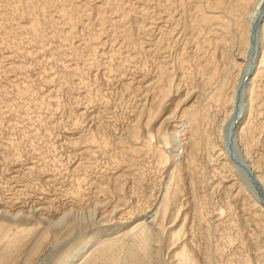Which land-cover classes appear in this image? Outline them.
Here are the masks:
<instances>
[{
	"label": "bare ground",
	"instance_id": "bare-ground-1",
	"mask_svg": "<svg viewBox=\"0 0 264 264\" xmlns=\"http://www.w3.org/2000/svg\"><path fill=\"white\" fill-rule=\"evenodd\" d=\"M89 1L91 0H0V49L4 45L8 53L3 57L11 60L5 71H14L23 76L20 80L15 78L11 83L9 81L10 89L0 85V97L4 99L0 113H3L6 107L8 112H11L10 115L21 110L24 118L29 120L32 117L42 123L49 120V114L63 105L58 99L59 90L67 89L73 92L75 86L89 87L85 69L95 63L98 57L105 55L103 46L108 40L105 41L102 35L107 29H110L109 35L114 36L115 39L118 37L117 39L120 40L119 36L121 37L119 47L124 48V51L119 47L109 50V59L119 60L116 65L117 70L122 71L121 73L125 72L128 67L127 62L136 60L135 65L130 62L134 66L135 76L132 75L133 77L129 79L131 81L125 80L121 83V89L133 91L135 95L142 94L146 100H143L144 103L141 101L142 104L140 103L141 105L135 108L137 110L133 112L134 114H131L132 118L126 125L125 134L117 136L108 135L109 120L104 127L102 123L99 125L97 122L96 128L93 126L87 129L79 128L78 126H81L79 120L85 115L89 117L90 113L87 114L86 107L71 111L75 116L72 117L74 125L79 131L74 132L71 131L72 129L61 131L64 133L61 143L64 142L63 145L73 148L71 155H75V159L78 155L81 159L76 164H70L71 167L66 169L68 172L71 170L69 173H72V176L67 172L71 179L74 175L75 177L70 179L71 192L68 188L65 191L77 197L76 195H82L80 192L85 184L92 183L93 189L95 186L97 190H95L97 197L100 193L106 196L104 199L95 200L98 202L95 203V207L102 204L101 209H103L106 206L103 214L99 213L102 216L106 214L107 222L103 223L115 222L113 226L95 228L96 230L89 236L83 237L84 239L77 246L59 255L55 264H264V203L253 191V187L256 186L264 193V0H98L96 3L93 0L94 4ZM74 38L79 41H74ZM26 44L31 45L30 49L26 48ZM67 52L73 57L72 63L64 57ZM32 53L42 55L47 53L49 56L54 69L51 66L50 70L43 67L39 72L37 71L38 79H35L38 84L41 82L42 86L54 83L55 91L49 87L45 91L41 90V87L32 88L33 81L27 73V67L31 64L27 66L29 61H22ZM111 67L114 69L113 66ZM76 79L78 84L75 83ZM242 84L244 105L243 114L240 116L235 111L236 97ZM9 95L18 96L21 99L20 105L14 104L16 103H13L14 97ZM79 95L73 97V105L80 103ZM86 95H80L86 98L85 102L86 100L91 102L98 96L96 94L95 99L94 96L92 99ZM92 117L94 119V116ZM225 122L227 126L224 129ZM232 127V138L236 148H239L240 161L252 175L251 178L247 176L250 181L252 180V184L243 182L226 151L224 133L227 131L228 138L229 129ZM25 131L26 129L24 135H27L28 132ZM28 135L30 136V133ZM44 136L46 138L45 132ZM155 137L157 140L152 142ZM20 141L10 142L12 152H9L8 146L0 148L3 159L8 158V154L13 155L16 152V157H21V154H18ZM31 141L34 142L33 139ZM172 142L175 144H171ZM45 143L48 144L50 152L58 148L55 147L56 144ZM113 145L115 147H112ZM169 145L172 146L171 153L166 150L170 148ZM178 146L184 153L181 159L178 158ZM33 147L35 150L38 146L32 144L31 148ZM98 151L106 156L104 158L106 161L102 163L105 168H111L112 173L111 176L108 173L110 176L108 181L100 180V176L97 178L96 174L97 180L94 177L90 178L89 183L88 176L85 177L83 172L88 175L87 170L96 166L95 161L91 159ZM206 156L209 159L206 162L210 163L207 167L211 166L208 170L205 166L206 162L201 161ZM149 157L153 158L151 161L156 166L154 169L159 171L160 176L162 171L163 175L165 173V179L162 178L160 183L163 186L158 185L157 197L152 191L156 197L153 198L154 203L149 201L152 200L150 198L152 194L146 195V198L144 195L140 196L151 168L149 166L146 168V164L143 165L141 161ZM58 159L54 160L55 162L52 159L54 163H51L55 167H59L58 161L60 162L61 158ZM69 163L66 166L69 167ZM38 165L31 162L26 168L28 172H32ZM42 167L43 171L44 166ZM14 168L9 169L14 173ZM20 169L15 170L16 173L19 172V176L24 171L20 172ZM80 169L84 176L79 174L76 177ZM223 172L229 174L223 175ZM42 173L45 172H41V175ZM221 174L222 177L217 176ZM43 175L46 178V175ZM12 176L10 178L17 177L13 174ZM42 176L41 178L44 177ZM213 176L218 177L217 181L215 180L216 185H221L219 188H223L225 203L222 201V204H215L210 200L214 196L208 197L212 192L204 190L206 186L210 185L211 188L215 183L210 181ZM45 178L44 180L49 182L50 178ZM8 181L7 183L11 180ZM185 184L189 186L188 196L184 190ZM91 185L88 186L92 187ZM216 185L214 184L212 188H216ZM89 191L93 192V190ZM133 197L137 201L142 200V197L145 200H142L141 204L133 205ZM45 199L47 200L42 202L45 207L42 204L36 208L32 207L34 213L42 215L49 212L48 208L54 204L55 199L47 197ZM14 202L18 201L13 200V204ZM105 202L107 205L110 204L109 209ZM79 203L83 205L82 201ZM23 207L17 208L18 212H12L10 217L5 216L7 210L0 215V264H32L36 255L44 250L42 248L45 247L49 236H52L50 234L55 233L53 237L56 238L51 223L45 226L46 220L44 222L43 218H37L36 214L32 221H25L23 226V219L19 217ZM67 208L62 210V214L54 224L64 225L65 219L67 220L73 209ZM113 213L115 216L112 217ZM101 220L104 221L105 218ZM195 234L200 236L201 243H194L197 241H193ZM164 249L168 253L167 259L161 258ZM22 251L23 254L26 252L23 259L19 257Z\"/></svg>",
	"mask_w": 264,
	"mask_h": 264
},
{
	"label": "rangeland",
	"instance_id": "rangeland-1",
	"mask_svg": "<svg viewBox=\"0 0 264 264\" xmlns=\"http://www.w3.org/2000/svg\"><path fill=\"white\" fill-rule=\"evenodd\" d=\"M98 0H95V3L97 2ZM91 4H92V2H93V4H94V1L93 0H91V1H89ZM89 3V4H90ZM107 28H109V27H107ZM107 32H105L106 34L108 33V35H106L105 33H103V35H102V37L104 38V40L105 41H107V42H105V44L107 45H104L103 47H104V51H105V55H103V56H101V57H98V60H99V62H100V64H99V62H98V60L96 59V61H95V63H93V64H91V65H89V66H87V69H85V71H87V73L85 72V75L87 74V77H86V81H87V83H88V85H89V87L88 88H85V87H83V86H81V85H78V86H81V87H78L77 88V86H75L76 88V90L75 89H72V90H74L73 92L71 91V90H67V89H65V90H59L58 91V99L60 100V103L61 104H63L62 106H58L57 108H56V110L55 111H53L52 112V114H49V120H47V121H44L43 123H42V121H37V120H35L36 118L35 117H32V119L31 120H29V119H27V118H24L25 116H23V114H21V110H19V112L17 111V112H13L11 115H10V113L8 112L9 110H7V108L6 107H4V109H3V113H0L1 115H0V148H4V147H6V146H8L9 147V152L11 151L10 150V146L11 145H9L10 144V142L11 141H15V142H17V141H22V139H23V141L21 142L20 141V146H19V148H18V151H20V153H18V154H21V157H16V153H14L13 155H11V154H8L9 152L7 151V154H8V158L7 157H5L4 159H3V156H1L2 154H0V190H1V192H0V215H2L3 213H4V211L5 210H7L6 212L7 213H5V214H7V215H5V216H7V217H10L13 213H16V212H18L17 211V208L19 209V208H21V206H24L23 207V209L21 210L22 212V214H20L19 215V217H22V219H23V226L25 225L24 223H25V221H32V218L34 219V217H36L37 216V218H43V220H44V222H45V220H46V224L47 225H45V226H49V224L51 223V225H52V230H55L54 232H56V238L55 237H53L54 236V234L55 233H52V234H50V235H52L51 237L49 236V239H48V241H47V243H46V245H45V247H43L42 249H44L43 251L41 250L37 255H36V257L34 258V260H33V263L32 264H55V262L57 261V259H58V257H60L61 255H63L66 251H68L71 247L73 248V247H75V246H77L81 241H82V239H84L86 236H89L94 230H96V229H98V228H100V227H104V226H106V225H111V226H113L114 225V222L115 221H110V222H112V223H103V222H107L106 220V218L107 217H105L106 216V214L105 215H101V214H103V210L106 208V206L105 205H103V209H101L102 207H101V205H97L96 207H95V205L98 203V202H96L95 200H97L98 198H100V200L101 199H104V198H106V196H104L103 195V193H100L99 195H98V197L96 196V188H95V186H94V189H93V186L91 185L92 183H90L89 182V179L91 178V179H93V177H94V179H96V176H97V178H99L98 176H100V180L102 179V180H104V181H108L109 179H110V176H111V171L110 170H112L111 168H109V169H107V168H105L104 167V163H102L103 161L105 162L106 160L104 159L106 156L105 155H103L102 153L100 154L99 153V151L96 153V155L94 154L93 155V158L91 159V161H95V167L94 168H92V169H88L87 170V172H88V175L86 174V172L84 171L83 173H85V177L86 176H88L87 177V181L90 183V184H85V186L82 188V191L80 192L82 195H76L77 197H75V195L73 196H71V193H67V192H69L70 191V184H71V181H70V179H71V176L73 175L72 173L70 174L69 172H71V170L68 172V171H66V169L68 170V168H70L71 167V165H72V163L73 164H76V163H78L79 161H80V159H81V156H79L78 155V158L76 157V159H75V155L73 156V155H71V152H72V150H73V148L71 149V148H69V147H66V145H63L62 143H64V142H62L61 143V141H63V139H61V137H63V134L64 133H62V132H65V131H70L71 129V131H73L74 130V132L76 131V130H78L79 128H82V129H87V128H90V127H92L93 126V128L95 127V125H97V122H98V124L100 125L101 123V125H102V127H104L105 125H106V121L107 120H109L108 121V123H110L108 126H110L109 128H108V131H107V133H108V135H110V136H117V135H122V133L123 134H125V129H126V125L128 124V122L130 121V119L132 118V115L134 114L133 112H135L136 110H135V108H138V106L139 105H141L142 103H141V101L143 102V100L144 101H146L145 99H144V97L145 96H143L142 94H138V95H135L136 93L134 92V94H133V91L131 92H129V91H124V90H122L121 89V87H122V84L121 83H123L125 80H129V79H131V77H133L132 75H134V66L133 65H135L136 64V60L134 61V60H132V61H129V62H127L128 63V67H127V69H126V71L125 72H123V73H121L122 71H118L117 69V67H116V65H117V63H118V59L116 60L115 58L113 59V60H111V59H109V56H108V54H109V50L110 49H115V48H118L119 47V44L121 45V37L119 36V39L120 40H118L117 38L118 37H116V39H115V37L113 36L112 37V35L110 36L109 35V31H110V29H107L106 30ZM109 36V37H108ZM109 39H108V38ZM79 39H81L80 37H78ZM183 38H185V37H183ZM75 40L74 41H79V39H77V38H74ZM77 39V40H76ZM113 40H115V42H116V44H115V42L113 41ZM183 40V39H182ZM82 43H83V39H82V41H81ZM111 45H112V47H111ZM252 45L254 46V44L252 43ZM3 48H1L0 49V67L2 68H0V74L2 75H0V85H4V86H6V87H8V89H10L9 88V84L11 83V80H15V78H16V80H20V79H22L23 78V76H22V74H20V73H15L14 71H5V69H7L8 68V65L10 64V62H11V60H10V58H8V60H7V58H5V57H3L4 55H6V53H8V51H7V49L6 48H4V45L2 46ZM30 47H31V45H27L26 44V48H28V49H30ZM120 48V47H119ZM6 50V51H5ZM120 50L121 51H124V48H120ZM255 50V49H254ZM83 51H84V53H86L85 52V50L83 49ZM252 52H253V50H252ZM83 55H84V53L83 52H81ZM106 53H107V55H106ZM36 56H35V55ZM38 54V55H37ZM2 55V56H1ZM44 55V56H43ZM40 54V53H32V55H29V57L27 58V59H25L24 58V60L22 59V61H29L28 63H27V66L29 65V64H31V66L29 65L27 68H28V76H29V78H30V80H32L33 82L31 83V84H33V86H32V88L33 87H41V90H44L45 91V89L46 88H51V90L53 91H55L56 90V88L54 87L55 86V84L54 83H50V84H48L47 86H42V84H41V82L38 84V81H37V79H38V72H39V70H41L43 67L45 68H50V66H51V68L52 69H54V65L53 64H51L52 62L49 60V56L47 55V53L45 54ZM68 55V56H67ZM34 56V57H33ZM43 56V57H42ZM174 56H175V54H174ZM2 57V58H1ZM44 57H45V59H44ZM68 61L69 60H71V59H73V57H71V53L70 52H67V53H65V56H64ZM68 57V58H67ZM3 58H4V60H3ZM5 59H6V61H5ZM17 59V58H16ZM15 59V60H16ZM19 60H20V58H18ZM42 59V60H41ZM101 60H103V61H101ZM106 60V61H105ZM111 60V61H110ZM40 61H42V62H40ZM81 61V60H80ZM114 63H113V62ZM73 62V60H71L70 61V63H72ZM98 62V63H97ZM110 62V64L108 65V63ZM130 62H132V64H130ZM3 63V64H2ZM106 63V64H105ZM112 63V64H111ZM127 63H126V65H127ZM7 64V65H6ZM36 64V65H35ZM95 64V65H94ZM97 64V65H96ZM114 64V65H113ZM108 67H107V66ZM113 66V68L115 69H112V67L111 66ZM7 66V67H6ZM39 66V67H38ZM94 66V67H93ZM110 66V67H109ZM133 67V68H132ZM50 68V69H51ZM89 68V69H88ZM109 68H111L110 70H109ZM49 69V70H50ZM93 69V70H92ZM128 69H130L129 71H128ZM101 70V71H100ZM133 70V71H132ZM38 71V72H37ZM110 71H112V72H110ZM4 72V73H3ZM14 72V73H13ZM117 72H119V73H117ZM129 72V73H128ZM133 72V73H132ZM104 73V74H103ZM111 75H110V74ZM121 73V74H120ZM132 73V74H131ZM93 75V76H92ZM98 76V77H96V76ZM105 75V76H104ZM121 77H120V76ZM123 75V76H122ZM7 76V77H6ZM16 76V77H15ZM20 76V77H19ZM135 76V75H134ZM106 77V78H105ZM113 77V79H111ZM123 77H124V79H123ZM130 77V78H129ZM19 78V79H18ZM35 78H37V79H35ZM90 78V79H89ZM115 78V79H114ZM119 78V79H118ZM120 78H122V79H120ZM125 78H127V79H125ZM6 79V80H5ZM100 79V80H99ZM77 80V79H76ZM96 80V81H95ZM98 80V81H97ZM117 80V81H116ZM123 80V81H122ZM9 81H10V83H9ZM35 81V82H34ZM91 81V82H90ZM122 81V82H121ZM129 81H131V80H129ZM105 82V83H104ZM110 82V83H109ZM2 83V84H1ZM7 85H6V84ZM35 83V84H34ZM76 84H78V80H77V82H75ZM101 83H102V86H101ZM119 85H118V84ZM135 83V82H134ZM97 84V85H96ZM111 84H113V85H111ZM118 86H117V85ZM121 84V85H120ZM96 85V86H95ZM99 85V86H98ZM52 86V87H51ZM109 86V87H108ZM93 87V88H92ZM113 87V88H112ZM80 88V89H79ZM101 88V89H100ZM117 88V89H116ZM90 89V90H89ZM108 89V90H107ZM79 90V91H78ZM86 90V91H85ZM89 90V91H88ZM107 90V91H106ZM112 90V91H111ZM119 90V91H118ZM83 91V92H82ZM87 91H88V93H87ZM98 91V92H97ZM57 92V91H56ZM97 92V93H96ZM101 94H100V93ZM68 93V94H67ZM106 93H107V95H106ZM63 94H64V96H63ZM86 95V94H88V95H86L88 98H92L93 96V98L95 99V97H96V94H98V96H99V94L103 97H101V96H97L96 97V99L95 100H93V101H91V102H88L87 100H86V102L84 101L86 98H82V96H80V95ZM117 95V98L115 99V97H116V95ZM135 95V96H133L132 97V95ZM144 94V93H143ZM13 95V94H12ZM12 95H9V97L10 96H12ZM62 95V96H61ZM77 95H79V97H80V100H79V102L80 103H76L75 105H73V100H74V96H77ZM104 96H107V97H104ZM124 96V97H123ZM12 97H14L13 98V103L14 102H16V103H14V104H16V105H20V101H21V99L18 97V96H12ZM66 97V98H65ZM64 98V99H63ZM71 100H70V99ZM92 98V99H93ZM109 98V99H108ZM124 100H123V99ZM137 100H136V99ZM139 98H140V100H139ZM143 98V99H142ZM107 99V100H106ZM3 98L2 97H0V106H2V105H4L3 104ZM19 102H18V101ZM62 100V101H61ZM66 100V101H65ZM109 100H111V101H109ZM116 100V101H115ZM70 101V102H69ZM100 101V102H99ZM124 101V102H123ZM138 101H140V102H138ZM19 104H18V103ZM93 102V103H92ZM111 102V103H110ZM119 102V103H118ZM120 102L122 103V104H120ZM136 102V103H135ZM130 103H131V105H130ZM141 103V104H140ZM144 103V102H143ZM79 104H80V106H79ZM91 104V105H90ZM95 104V105H94ZM127 104H128V106H127ZM137 104V105H136ZM69 105V106H68ZM85 105V106H84ZM87 105V106H86ZM120 105H121V107H120ZM137 107H136V106ZM243 105H244V95H243V84L242 85H240V88H239V90H238V94H237V97H236V113H238L240 116L243 114ZM68 106V108H67V110H66V107ZM73 106V107H72ZM101 106V107H100ZM63 107V108H62ZM84 107H86L85 109L87 110V114H89L90 113V115H89V117H88V115H85L83 118H81L80 120H79V124H81V126L79 125L78 127L79 128H76L77 126L76 125H74V118L72 119V117L74 116V114H72V112L75 110V109H77V108H84ZM95 107H97V109L95 108ZM112 107H113V109H112ZM65 108V109H64ZM71 108V109H70ZM102 110H101V109ZM64 109V110H63ZM104 109V110H103ZM67 111V113H66V111ZM89 110H91V111H89ZM108 110V111H107ZM133 110V111H132ZM72 111V112H71ZM76 111V110H75ZM89 112V113H88ZM96 114H95V113ZM99 112V113H98ZM102 112H103V115H101L102 114ZM130 112V113H129ZM62 113V114H61ZM133 113V114H132ZM5 114V115H4ZM19 114V115H18ZM93 114H95V115H97V117L95 116V115H93ZM132 114V115H131ZM68 115H69V118H68ZM113 116V118H112V116ZM51 116V117H50ZM62 116V117H61ZM92 116H94V119H92L93 117ZM103 116V117H102ZM108 116V117H107ZM9 117V118H8ZM18 117V118H17ZM53 117V118H52ZM75 117V116H74ZM96 117V118H95ZM117 117H119V118H117ZM15 118V119H14ZM17 118V119H16ZM64 118V119H63ZM91 118V119H90ZM54 119V120H53ZM59 119V120H58ZM66 119V120H65ZM106 119V120H105ZM175 119V118H174ZM10 120V121H9ZM82 120V121H81ZM84 120V121H83ZM100 120V121H99ZM113 122H112V121ZM118 122H117V121ZM123 120V121H122ZM4 121V122H3ZM25 121H27V122H25ZM34 121V122H33ZM80 121H81V123H80ZM90 121V122H89ZM103 121V122H102ZM111 121V122H110ZM47 122V123H46ZM56 122V123H55ZM60 122V123H59ZM87 122V123H86ZM100 122V123H99ZM122 122V123H121ZM25 123V124H24ZM36 123V124H35ZM57 123H59V124H57ZM226 124H225V126H224V129H225V127L227 126V122H225ZM10 124H12V125H10ZM35 124V125H34ZM41 124V125H40ZM45 124V125H44ZM65 124V125H64ZM71 124H72V126H71ZM15 125V126H14ZM21 125V126H20ZM38 125V126H37ZM48 125V126H47ZM54 125H57L55 128H52V127H54ZM84 125V126H83ZM123 125H125V126H123ZM4 126V127H3ZM23 126V127H22ZM31 126V127H30ZM40 126L42 127V128H40ZM44 126H46V127H44ZM60 126V127H59ZM76 126V127H75ZM234 126V125H233ZM8 127V128H7ZM20 127V128H19ZM34 127V128H33ZM58 127V128H57ZM70 128V129H68V128ZM72 127V128H71ZM48 128V129H47ZM50 128H51V130H50ZM59 128H60V130H59ZM96 128V127H95ZM7 129H9V130H7ZM26 129V131L28 132V134L30 133V136L27 134V133H25V134H27V135H24V130ZM35 129H38V130H35ZM118 131H117V130ZM122 129V130H121ZM16 130V131H15ZM18 130V131H17ZM21 130V131H20ZM45 130H49L50 132H51V134L49 135V131H48V133H46L47 131H45ZM65 130V131H64ZM124 130V131H123ZM25 131V132H26ZM30 131V132H29ZM34 131V132H33ZM39 131V132H38ZM45 132V135H46V138H44L45 136H44V132ZM54 131H55V133H54ZM59 131V132H58ZM62 131V132H61ZM79 131V130H78ZM111 131V132H110ZM2 132H3V134H2ZM12 132V133H11ZM41 132V133H40ZM224 132H225V130H224ZM223 132V133H224ZM227 132V131H226ZM226 132L224 133V138H223V140H225V144H226V151H227V153H228V156H230V159L232 160V162L234 163V165L236 166V170L237 171H239L238 173L240 174V177L242 178V180H243V182L244 181H246V182H248V183H250V184H252L251 183V181L249 180V178L248 177H250L251 178V174H249L248 172H247V170H246V168H244L245 166H243L242 165V163H241V161H240V159H241V156H240V152H239V148H236V145H235V143H234V140H233V127H232V129L230 128L229 129V137L227 138V134H226ZM5 133V134H4ZM15 133V134H14ZM43 133V134H42ZM54 133V134H53ZM61 133V134H60ZM2 134V135H1ZM10 134V135H9ZM14 134V135H13ZM22 134H23V136H22ZM41 134V135H40ZM48 134V135H47ZM113 134V135H112ZM115 134V135H114ZM6 135V136H5ZM15 135H17V136H15ZM44 136L43 138L42 137H40V136ZM15 136V137H14ZM24 136H29V137H24ZM39 136V137H38ZM53 136V137H52ZM57 136V137H56ZM59 136V137H58ZM125 136V135H124ZM10 137V138H9ZM26 138V139H28V140H26V139H24V138ZM32 137V138H31ZM49 138V140H48V138ZM60 138V139H59ZM2 139V140H1ZM9 139H11L10 140V142H9ZM34 140V142H32L31 140ZM37 139V140H36ZM45 139V140H44ZM17 140V141H16ZM44 140V141H43ZM60 142H59V141ZM141 140H143V137L141 138ZM141 140H139V141H141ZM153 140L155 141V140H157V138L155 137L154 139H152V142H153ZM31 141V142H30ZM39 141H40V144H38L39 143ZM43 141V142H42ZM9 142V143H8ZM28 142V143H27ZM42 142V143H41ZM45 142H47V143H53V144H56L55 145V147L57 148L55 151H54V149H52L51 150V152H50V149L48 148V144H46ZM55 142V143H54ZM60 143L62 144V145H60ZM8 144V145H7ZM24 144V145H23ZM32 144H33V146L35 145V147L36 146H38L37 148H35V150H34V147H33V149L31 148L32 147ZM45 144V145H44ZM171 144H175L174 142H172ZM170 144V145H171ZM2 145V146H1ZM27 145V146H26ZM30 145H31V147H30ZM44 145V146H43ZM59 145V146H58ZM169 145V147L170 148H166V150H167V152L168 153H171L173 150H172V146H170ZM22 146V147H21ZM40 146H41V148H40ZM45 146H46V148H45ZM61 146H63V147H61ZM12 147V146H11ZM27 147H28V149H27ZM112 147H115L114 145L112 146ZM111 147V148H112ZM7 148V147H6ZM22 148H24V149H22ZM39 148V149H38ZM62 148H63V150H62ZM110 148V149H111ZM177 148H179L178 149V151H177V153H178V158H182V154H184L183 153V150H182V148L180 147V146H178ZM12 149V148H11ZM27 149V150H26ZM49 151H48V150ZM68 149V150H67ZM94 149H96V148H94ZM113 149H116V148H113ZM118 149V148H117ZM174 149H176V148H174ZM12 150H14V149H12ZM62 150V151H61ZM67 150V151H66ZM69 150H71V151H69ZM171 150V151H170ZM31 151V152H30ZM36 151V152H35ZM39 151V152H38ZM1 152V151H0ZM12 152V151H11ZM13 152H15V151H13ZM41 152V153H40ZM49 152V154H47ZM56 152V153H55ZM66 152H67V154H66ZM53 153V154H52ZM70 153V154H69ZM44 154V155H43ZM51 154V155H50ZM57 154V155H56ZM5 155H6V153H5ZM43 155V156H42ZM53 155V156H52ZM61 155V156H60ZM71 155V156H70ZM10 156V157H9ZM39 156H41V157H39ZM49 156H50V158H49ZM55 156V158L57 159V160H59L58 159V157L59 158H61L60 159V162L58 161V164H59V167H55V165L53 164L52 165V163H54L55 161L54 160H56L55 158H53ZM67 156H69V157H67ZM13 157V158H12ZM16 157V158H15ZM51 157H52V159H53V161L54 162H52V159H51ZM64 157V158H63ZM80 157V158H79ZM10 158V159H9ZM35 158V159H34ZM69 158V159H68ZM72 158V160H76L75 162H73L72 160H70ZM151 158V159H150ZM17 159V160H16ZM32 159V160H31ZM43 159V160H42ZM48 159V160H47ZM65 159V160H64ZM78 159V160H77ZM145 160L143 161V159H142V164L143 165H145L146 166V168H149V167H151L150 169H149V174H148V176H146V178H145V181H144V186H143V192L140 194V196L141 195H144L145 196V198H146V195H151L152 194V191H153V194H155L156 195V193H158L157 192V190L159 189V187H162L163 186V184H161L160 185V183H162V178L163 179H165L164 178V175H165V173H164V175H163V171H162V175L160 176V173H159V171L157 172L155 169H156V166H155V164H154V162H152L151 160L153 159L152 157H149V158H144ZM206 159V160H205ZM6 160V161H5ZM71 161V163H69L70 161ZM149 160V161H148ZM35 161V162H34ZM68 161V162H67ZM151 161V162H150ZM201 161H209V159L207 158V156L206 157H204L203 158V160H201ZM30 163L31 164V162H32V164H34L35 163V165H38V167L36 168V169H34L32 172H28V169L26 168L27 167V165H28V163ZM34 162V163H33ZM52 162V163H51ZM48 163H49V166H48ZM65 163V164H64ZM68 163H69V167L68 166H66V165H68ZM151 163V164H150ZM26 164V165H25ZM42 164V165H41ZM149 164V165H148ZM210 165V163H207L206 162V164H205V166H206V168H207V170L209 169V167H211V166H209V167H207V165ZM15 166V168H14V166ZM98 165V166H97ZM19 166V167H18ZM20 166H22V167H20ZM25 166V167H24ZM42 166H44V169H43V171L41 170V168H43ZM48 166V167H47ZM64 166V167H63ZM100 166H101V168H100ZM149 166V167H148ZM48 169V171H47V169ZM50 167V168H49ZM9 168H11V169H15V170H17V168H22V170L20 169V172L21 171H23L22 173H20V176H19V172L18 173H16L15 172V170H14V173H13V170H11V169H9ZM40 168V169H39ZM53 168V169H52ZM59 168V169H58ZM97 168V169H96ZM103 168H105V169H103ZM155 168V169H154ZM8 169V170H7ZM151 169H153V170H151ZM11 170V171H10ZM38 170H41V171H38ZM58 170H60V172H58ZM101 170V171H100ZM104 170H105V172H104ZM108 172H107V171ZM81 171V172H80ZM152 171V172H151ZM210 172H211V168H210V170H209ZM2 172V173H1ZM7 172V173H6ZM9 172H11V173H9ZM36 172V173H35ZM41 172H45V173H42V175L43 174H45L46 175V178H45V176L43 177L42 175H41ZM48 172V173H47ZM56 174H55V173ZM65 172V173H64ZM71 175H69L68 173ZM91 172V173H90ZM154 172V173H153ZM164 172H165V170H164ZM246 172H247V174H246ZM4 173V174H3ZM30 175H29V174ZM34 173V174H33ZM39 173V174H38ZM82 173V170L80 169L79 171H78V174H76V177H77V175L79 176V174H81ZM82 173V174H83ZM108 173H109V175L110 176H108ZM158 173V174H157ZM10 174V175H9ZM12 174L17 178H10L11 176H12ZM49 174V175H48ZM61 174H63V175H61ZM81 174V175H82ZM97 174V175H96ZM100 174V175H99ZM104 176H106V177H104ZM152 174H154V175H152ZM157 174V175H156ZM224 174H229V173H224L223 172V175ZM4 175V176H3ZM7 175H9V176H7ZM22 175V176H21ZM26 175H28V176H25ZM38 175V176H37ZM43 177V178H41V176ZM54 175V176H53ZM96 175V176H95ZM222 174L221 175H217L218 177L220 176V177H222L223 176ZM50 176V177H49ZM56 176V177H55ZM62 176H63V178H62ZM82 176H84V175H82ZM157 176H158V178H157ZM160 176V177H159ZM217 176H213L212 177V179H210V181H214L215 182V180L217 181V179H218V177ZM248 176V177H247ZM10 179H9V178ZM13 177V176H12ZM36 177V178H35ZM75 177V175L72 177V179ZM109 177V178H108ZM166 177V176H165ZM215 177H217L216 179H215ZM2 178V179H1ZM6 178H8L7 180H11L9 183H7V180H6ZM44 178L45 179H49V182H48V180H44ZM54 179V180H53ZM66 179V180H65ZM71 179V180H72ZM90 179V180H91ZM13 180V181H12ZM16 180V181H15ZM69 180V181H68ZM97 180V179H96ZM156 180V181H155ZM159 180V181H158ZM57 181V182H56ZM86 181V182H87ZM94 181V180H93ZM165 180H163V182H164ZM29 182V183H28ZM153 182V183H152ZM156 182V183H155ZM254 182V181H253ZM27 183V184H26ZM70 183V184H69ZM73 183V182H72ZM151 183V184H150ZM3 184V185H2ZM215 185H216V182L214 183ZM214 184H212V186L214 185ZM26 185V186H25ZM29 185V186H28ZM88 185H91L92 187H90V186H88ZM153 185H155V186H153ZM158 185H159V187H158ZM72 186H74V185H72ZM72 186H71V188H72ZM150 186V187H149ZM158 188H157V187ZM185 192H187L186 194V196H188V192H189V186L188 185H186L185 184ZM209 187H205L204 188V190H206V191H209L210 193L212 192V194H211V196L209 195L208 197L210 198V197H212V195L214 196V200L213 199H211L210 198V200H212V201H214L215 202V204H217V203H219V204H222L223 202L225 203V200H226V197H225V195L222 193V191H223V188H219V187H221V185L220 186H215L216 188H212V186H211V188H210V185H208ZM17 187V188H16ZM28 187V188H27ZM154 187V189L152 190V188ZM156 187V188H155ZM3 188V189H2ZM14 188V189H13ZM25 189V190H23V189ZM60 188V189H59ZM66 188H68V190L69 191H65L66 190ZM85 188V189H84ZM89 188H91V189H89ZM150 188V189H149ZM210 188V189H209ZM17 189V190H16ZM20 189H22V192H21V190ZM93 190V192L92 191H89V190ZM148 189V190H147ZM3 190V191H2ZM86 190H87V192H86ZM96 190V191H95ZM149 190H151V191H149ZM213 190H216V191H214L213 192ZM16 191V192H15ZM27 191V192H26ZM63 191H64V193H63ZM218 191V192H217ZM253 191H254V193L257 195V197L258 198H260L261 200H262V202L264 203V193L261 191V190H259L256 186H254L253 187ZM2 192H3V194H2ZM71 192V191H70ZM90 194H89V193ZM91 192H92V194H91ZM148 192L150 193V194H148ZM215 192H217L216 193V195H215ZM16 195H15V194ZM18 193V194H17ZM28 193V194H27ZM38 193V194H37ZM79 193V194H80ZM86 195H85V194ZM220 193V194H219ZM23 194V195H22ZM152 194V196L150 197L152 200H150L149 199V201L152 203L153 202V198L155 197L154 195ZM218 194V195H217ZM15 195V196H14ZM63 195V196H62ZM93 195H95V196H93ZM14 196V197H13ZM20 198H19V197ZM30 196V197H29ZM33 198H32V197ZM80 196V197H79ZM83 196V197H82ZM9 197H11L13 200H17L18 202H14V204H13V200L12 199H9ZM53 198V199H55V202H54V204L50 207V208H48V210H49V212H47L46 214L44 213V214H42V215H40V214H37V213H34L33 212V208L32 207H37L38 205H41L42 204V202L44 203L47 199H45V198ZM55 197V198H54ZM74 197H75V199H74ZM79 197V198H78ZM89 197V198H88ZM92 197L94 198L93 200H92ZM103 197V198H102ZM148 197V196H147ZM156 197H157V195H156ZM155 197V198H156ZM4 198V199H3ZM41 198V199H40ZM56 198H58V199H56ZM71 198V199H70ZM83 198V199H82ZM20 199V200H19ZM34 199V200H33ZM61 199V200H60ZM81 199V200H80ZM142 200H145L143 197L141 198ZM221 199H223V200H221ZM11 200V201H10ZM43 200V201H42ZM45 200V201H44ZM67 200H69V201H67ZM80 200V201H79ZM84 200V201H83ZM88 200V201H87ZM142 200H138L137 201V199H135L134 197H133V205H136L137 203L138 204H141L140 202L142 201ZM218 200V201H217ZM2 201V202H1ZM29 201V202H28ZM67 201V202H66ZM83 202V205H82V203L80 204L79 202ZM109 201V200H108ZM217 201V202H216ZM223 201V202H222ZM21 202H22V204H21ZM23 202H25V203H23ZM34 203V204H33ZM67 203V204H66ZM73 203V204H72ZM86 203H87V205H86ZM96 203V204H95ZM154 203V202H153ZM24 204V205H23ZM25 204H27V206L25 205ZM57 204V205H56ZM65 206H63V205ZM77 204V205H76ZM80 204V205H79ZM105 204H106V202H105ZM131 204V203H130ZM16 205V206H15ZM44 205V207H45V204H42V206ZM59 205V206H58ZM72 205V206H71ZM107 205V204H106ZM109 205L110 204H108L107 205V209H109L110 207H109ZM17 206H20V207H17ZM58 206V207H57ZM86 206V207H85ZM92 206H93V208H92ZM61 207V208H60ZM68 207V208H67ZM70 207L71 208H73V209H71V212H70V215L67 217V220L65 219V221H64V225L63 224H61V226H60V223H58V225L57 224H54V223H56V221H58V217H60V215L62 214V210L64 209V208H67V209H70ZM85 207V208H84ZM96 209H95V208ZM100 207V208H99ZM77 208V209H76ZM92 208V209H91ZM60 211H59V210ZM32 210V211H31ZM79 210V211H78ZM93 210L95 211V212H93ZM56 211V212H55ZM83 211V212H82ZM89 211H91V212H93V214H90L91 212H89ZM96 211H99V212H96ZM13 212V213H12ZM39 212V211H38ZM56 214H55V213ZM24 213H26V214H24ZM76 213V214H75ZM87 215H86V214ZM98 213V214H97ZM99 213H101V214H99ZM31 214H33L32 216H30ZM35 214H36V216H35ZM49 214H51V216L49 215ZM81 214H82V216H81ZM93 215V216H92ZM99 215V216H98ZM25 216H28V217H24ZM53 216H54V218H53ZM76 216V217H75ZM113 216H115V214L113 213L112 214V217ZM49 217V218H48ZM70 217V218H69ZM102 217V218H101ZM104 219L105 218V220L103 221V220H101V219ZM60 219V218H59ZM79 219V220H78ZM92 219V220H91ZM47 220H48V222H47ZM51 220V221H50ZM73 220H76V222L75 221H73ZM82 220V221H81ZM89 220H91V221H89ZM99 220H101V221H99ZM114 220H116V217H114ZM74 222V224H72ZM81 222V223H80ZM91 224H90V223ZM109 222V221H108ZM117 222V221H116ZM44 223V224H45ZM63 223V222H62ZM77 223H78V225L79 226H77ZM102 223V224H101ZM70 224V225H69ZM76 224V225H75ZM82 224V225H81ZM85 226H84V225ZM29 225V224H28ZM57 225V226H56ZM72 225V226H71ZM91 225V226H90ZM94 225V226H93ZM102 225V226H101ZM54 226V227H53ZM66 226H68V227H66ZM41 227H43V225H41ZM64 227V228H63ZM109 227V226H108ZM58 228V229H57ZM96 228V229H95ZM61 229V230H60ZM68 229V230H67ZM58 232H57V231ZM64 231V232H61V231ZM60 233V234H59ZM73 233V234H72ZM83 234V235H82ZM86 234V235H85ZM62 235V236H61ZM198 235V234H197ZM196 234L194 235V237H193V241H195V240H197L196 242H194L195 244H198V242L199 243H201V238H200V236L198 235L197 236ZM70 236V237H69ZM60 239H59V238ZM69 237V238H68ZM84 237V238H83ZM52 238H54V240L52 239ZM198 238V239H197ZM199 240V241H198ZM201 240V241H200ZM50 241V242H49ZM55 245V246H54ZM90 245V244H89ZM89 245H88V247H89ZM87 247V248H88ZM49 248V249H48ZM65 248V249H64ZM71 248V249H72ZM64 249V250H63ZM70 249V250H71ZM166 249V248H165ZM163 250L162 251V254H161V258H164V259H167L168 258V253L166 252V250ZM62 250V251H61ZM44 251H46V252H44ZM61 251V252H60ZM42 252V253H41ZM42 254V255H41ZM166 254H167V256H166ZM24 255H26V252H24V254H23V251L20 253V255H19V257H21L22 259L25 257ZM60 255V256H59ZM39 256H41V257H39ZM167 257V258H166ZM18 259H20V258H18ZM56 260V261H55ZM71 264V263H70Z\"/></svg>",
	"mask_w": 264,
	"mask_h": 264
}]
</instances>
